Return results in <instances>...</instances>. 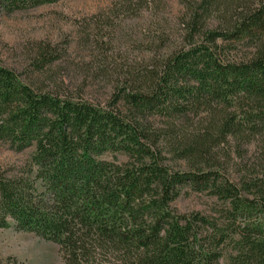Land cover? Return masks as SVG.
Wrapping results in <instances>:
<instances>
[{
  "label": "trees",
  "instance_id": "obj_1",
  "mask_svg": "<svg viewBox=\"0 0 264 264\" xmlns=\"http://www.w3.org/2000/svg\"><path fill=\"white\" fill-rule=\"evenodd\" d=\"M60 1L0 0V13ZM181 1L185 46L122 68L106 105L0 63V142L35 149L0 172V229L54 242L66 264H264V0ZM244 40L255 51L235 61ZM38 55L40 74L62 58L49 45ZM189 192L219 204L177 213Z\"/></svg>",
  "mask_w": 264,
  "mask_h": 264
},
{
  "label": "rangeland",
  "instance_id": "obj_2",
  "mask_svg": "<svg viewBox=\"0 0 264 264\" xmlns=\"http://www.w3.org/2000/svg\"><path fill=\"white\" fill-rule=\"evenodd\" d=\"M130 3L137 12L123 8ZM186 14L181 0H63L12 14L1 12L0 63L29 83L58 86L68 94L106 105L122 68L163 59L185 46ZM43 45L56 48L62 58L40 74L36 63ZM233 45L230 57L235 61L250 58L255 51L247 40ZM255 149L249 147L245 160L252 158ZM34 150L19 151L0 142V172L18 173L29 165ZM103 159L121 164L129 161L122 153H107ZM232 159L239 163L236 154ZM233 163L231 172L236 175L241 167ZM168 164L187 169L184 162L170 160ZM215 204H219L215 198L189 192L172 207L179 214H209ZM9 257L23 264H66L57 244L13 226L0 229V259ZM222 264L230 263L224 259Z\"/></svg>",
  "mask_w": 264,
  "mask_h": 264
}]
</instances>
